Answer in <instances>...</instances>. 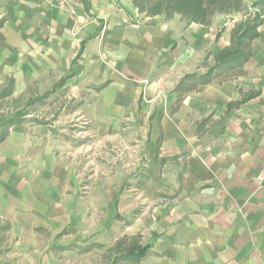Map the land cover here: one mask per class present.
<instances>
[{"label":"crops","instance_id":"1","mask_svg":"<svg viewBox=\"0 0 264 264\" xmlns=\"http://www.w3.org/2000/svg\"><path fill=\"white\" fill-rule=\"evenodd\" d=\"M60 1L0 0L10 101L63 85L41 109L49 124L0 143L3 264L138 235L151 246L140 264H264V23L243 76L173 111L180 80L231 45L232 16L203 26L146 17L133 0Z\"/></svg>","mask_w":264,"mask_h":264},{"label":"trees","instance_id":"2","mask_svg":"<svg viewBox=\"0 0 264 264\" xmlns=\"http://www.w3.org/2000/svg\"><path fill=\"white\" fill-rule=\"evenodd\" d=\"M135 8L141 15L149 18L162 17L171 20L179 15L188 24L209 26L217 15L234 16L243 14L241 22L233 29L231 45L212 56L207 54L199 69H206L204 73L194 72L186 74L175 87L173 93L176 101L173 111L179 110L185 98L192 93L200 92L206 87L223 83L228 80L243 76L246 64L252 57L253 42L259 37V28L264 23V0H133ZM0 22V27H2ZM213 62V64H211ZM0 103L10 101L13 90V79L0 82ZM63 85H57L54 91L43 96L30 99L26 106L9 115L0 116V143L4 142L14 126L27 122L37 124H49L50 121L40 117L41 109L48 106L49 98ZM240 103L230 105L229 108H238ZM213 122V116H209L198 123V133L206 130ZM215 136L224 131V124L218 123ZM94 247L78 248L76 245L63 247V251L79 249L81 253H88ZM101 248V246H99ZM151 246H143L142 238L138 236H124L116 244L107 250L108 264H140L147 256Z\"/></svg>","mask_w":264,"mask_h":264},{"label":"rangeland","instance_id":"3","mask_svg":"<svg viewBox=\"0 0 264 264\" xmlns=\"http://www.w3.org/2000/svg\"><path fill=\"white\" fill-rule=\"evenodd\" d=\"M250 1V0H247ZM243 14H237L232 17H224V20H221V24L224 22L230 23L232 25H238L241 20L243 19ZM1 90V85H0ZM20 107L19 104H16L11 101H4L0 103V116L2 115H9L10 113H14L17 108ZM42 115H40L41 117ZM84 186H82L84 189H82V192H87L88 185L86 183H83ZM85 197V196H84ZM118 219H121L120 216H118ZM79 241V239H77ZM79 245V244H78ZM9 245L7 244H0V254L5 252L7 250V247ZM66 247V246H65ZM79 248V247H78ZM107 250H96L87 254L79 253V249L77 251H62V255L60 257H55L54 260H51L47 256L41 257V260H38L39 264H108V260L106 259ZM5 263V261L1 260L0 255V264ZM7 263V262H6Z\"/></svg>","mask_w":264,"mask_h":264},{"label":"built area","instance_id":"4","mask_svg":"<svg viewBox=\"0 0 264 264\" xmlns=\"http://www.w3.org/2000/svg\"><path fill=\"white\" fill-rule=\"evenodd\" d=\"M71 2H72L71 6H73V3L77 2V0H72ZM59 6H60V8L73 11V8L70 7L65 0H61L60 3H59Z\"/></svg>","mask_w":264,"mask_h":264}]
</instances>
